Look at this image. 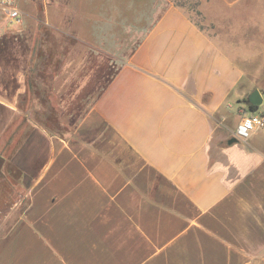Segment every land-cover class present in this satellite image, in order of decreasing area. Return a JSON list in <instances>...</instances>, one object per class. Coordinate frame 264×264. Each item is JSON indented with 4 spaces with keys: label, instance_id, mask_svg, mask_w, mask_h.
Returning <instances> with one entry per match:
<instances>
[{
    "label": "crops",
    "instance_id": "obj_1",
    "mask_svg": "<svg viewBox=\"0 0 264 264\" xmlns=\"http://www.w3.org/2000/svg\"><path fill=\"white\" fill-rule=\"evenodd\" d=\"M197 4L44 0L4 28L28 33L0 34L2 125L26 116L38 166L0 264H264V129L234 137L264 114V0Z\"/></svg>",
    "mask_w": 264,
    "mask_h": 264
},
{
    "label": "rangeland",
    "instance_id": "obj_2",
    "mask_svg": "<svg viewBox=\"0 0 264 264\" xmlns=\"http://www.w3.org/2000/svg\"><path fill=\"white\" fill-rule=\"evenodd\" d=\"M175 1L182 4L198 22L207 17L200 14L197 0ZM19 7L22 11V19L18 25L27 27L31 25L38 26L44 23V0H19ZM10 25L12 24L0 13V34L4 33L8 35L13 32L15 34L28 33L23 27H21L19 31H10L9 29L4 31V28ZM252 65L262 66V64ZM260 81H264V79ZM9 116L10 118L13 117L11 110L8 111L5 106L0 104V140L3 138L2 133L7 129V126L3 127L2 123L4 122V118L6 119ZM15 122L16 120H12L10 125H14ZM34 146L32 144L30 145L28 142L22 141L15 147L14 151L9 155V159L4 163V173L6 174H2L0 171V236L5 234L3 231L11 229L18 217L23 214L27 207L29 200L28 188L38 164L34 161V163L29 164V160L24 158V153L31 149L36 150Z\"/></svg>",
    "mask_w": 264,
    "mask_h": 264
},
{
    "label": "trees",
    "instance_id": "obj_3",
    "mask_svg": "<svg viewBox=\"0 0 264 264\" xmlns=\"http://www.w3.org/2000/svg\"><path fill=\"white\" fill-rule=\"evenodd\" d=\"M41 29H42V32H41ZM43 29H44V27H43V25H41L39 27V29H38V33H37V36H36L37 37L36 39H37V41L40 42V44L43 42L41 40L44 37V30ZM40 32H41V34H40ZM42 54H44L43 53V46H38L36 52H35V50H32V52H31L32 59H31L30 63H32V61H33V56L35 57L37 55L38 57H40V55H42ZM41 62H42V64H44L42 59H41ZM42 70L40 71V74H39L40 76L39 77H42V79H43L44 75L42 73ZM29 79H27V74H26V85H27V83H29ZM42 79H40V81L43 82ZM35 83H39V81L35 82V80H34V84ZM27 87L28 88H26L25 96L23 98L25 104L28 103L29 85ZM37 91L38 90H36V92ZM245 101L247 102L248 108L250 110H252V111L255 110V108L257 106L249 103V101L246 98H245ZM25 108L26 107H24V109ZM18 119L19 120H17V124L16 125H13V124L10 125L9 124L7 126V129H5V131L2 133L3 138L0 140V171L2 172V174L4 173V168H5L4 167V163H5V161H7L9 159L8 158L9 155L14 151L15 147L23 141L24 137L27 135V133L29 131V124L27 122L26 116L22 115ZM4 174H6V173H4Z\"/></svg>",
    "mask_w": 264,
    "mask_h": 264
},
{
    "label": "built area",
    "instance_id": "obj_4",
    "mask_svg": "<svg viewBox=\"0 0 264 264\" xmlns=\"http://www.w3.org/2000/svg\"><path fill=\"white\" fill-rule=\"evenodd\" d=\"M0 13L11 24L18 25L22 19L19 0H0ZM264 129V114L250 112L244 114L234 129V137L245 141L255 130Z\"/></svg>",
    "mask_w": 264,
    "mask_h": 264
},
{
    "label": "water",
    "instance_id": "obj_5",
    "mask_svg": "<svg viewBox=\"0 0 264 264\" xmlns=\"http://www.w3.org/2000/svg\"><path fill=\"white\" fill-rule=\"evenodd\" d=\"M248 101L255 106H259L261 104L262 97L258 89H254L250 92L248 95Z\"/></svg>",
    "mask_w": 264,
    "mask_h": 264
}]
</instances>
